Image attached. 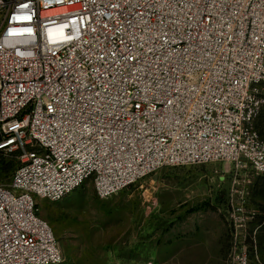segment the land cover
Listing matches in <instances>:
<instances>
[{
  "label": "built area",
  "instance_id": "2783aa9c",
  "mask_svg": "<svg viewBox=\"0 0 264 264\" xmlns=\"http://www.w3.org/2000/svg\"><path fill=\"white\" fill-rule=\"evenodd\" d=\"M264 0H0V264H60L37 200L167 166L264 174ZM233 264H247L235 253Z\"/></svg>",
  "mask_w": 264,
  "mask_h": 264
},
{
  "label": "rangeland",
  "instance_id": "374dc122",
  "mask_svg": "<svg viewBox=\"0 0 264 264\" xmlns=\"http://www.w3.org/2000/svg\"><path fill=\"white\" fill-rule=\"evenodd\" d=\"M255 124L264 137V106ZM8 186L19 155L1 152ZM60 264H264V174L227 162L167 166L108 198L91 180L61 201L37 200Z\"/></svg>",
  "mask_w": 264,
  "mask_h": 264
},
{
  "label": "trees",
  "instance_id": "16d2710c",
  "mask_svg": "<svg viewBox=\"0 0 264 264\" xmlns=\"http://www.w3.org/2000/svg\"><path fill=\"white\" fill-rule=\"evenodd\" d=\"M256 125V124H255ZM257 128V127H256ZM258 130V129H257ZM259 132V130H258ZM260 134V132H259ZM261 135V134H260ZM263 137V136H262ZM1 154V152H0ZM12 168L13 167H10L6 162H3L1 163L0 165V173L3 174V175H9L11 172H12Z\"/></svg>",
  "mask_w": 264,
  "mask_h": 264
}]
</instances>
